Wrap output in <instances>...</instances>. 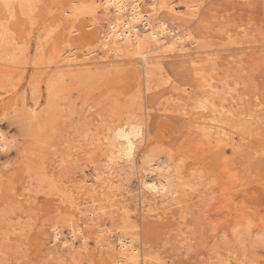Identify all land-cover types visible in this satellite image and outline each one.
I'll return each instance as SVG.
<instances>
[{"label": "rangeland", "instance_id": "rangeland-1", "mask_svg": "<svg viewBox=\"0 0 264 264\" xmlns=\"http://www.w3.org/2000/svg\"><path fill=\"white\" fill-rule=\"evenodd\" d=\"M24 2L0 6V264H123L120 233L140 263L264 264V0H139L182 45L146 60L103 47L101 0Z\"/></svg>", "mask_w": 264, "mask_h": 264}, {"label": "bare ground", "instance_id": "bare-ground-1", "mask_svg": "<svg viewBox=\"0 0 264 264\" xmlns=\"http://www.w3.org/2000/svg\"><path fill=\"white\" fill-rule=\"evenodd\" d=\"M88 1H90V4L88 5V9L92 13L93 12L95 13L98 10L99 5L101 7L104 6L103 10L105 12H108V10L111 7H114V9L117 12H119L125 9L124 4H126L127 2L128 5H131L129 9L130 14L128 16L129 22H126V25L121 26L119 25L120 24L119 20L121 19L116 18V21H113V23H109V29H107V32L103 36V47H105L107 51L112 52L114 55L117 56V55H123L125 53H133L139 56L141 55L143 59L146 60V56H145L146 53L150 51H154L155 49L159 48L161 44H168L169 49H174V48L178 49V47L182 48L181 44L175 43L178 41L174 42V41L165 40V38H167L165 32L171 33L173 29L166 28L163 22H159L157 26L151 24L152 22H150V20H152L153 18L152 15H154V11H153L154 9H152V7L155 8L154 3L150 4L151 6L150 12L146 13V11L145 12L143 11L144 9L142 10V7L139 4V0H101L100 3L99 0H88ZM97 1L99 5H97ZM23 3H25L24 0ZM9 5H10L9 0H0V6H2L4 9L5 7L6 9H9L10 7ZM143 20L145 21L143 27L144 26L146 27L145 28L142 27L141 29L138 30L136 28V24L142 23ZM119 29L123 30V32L120 33L121 38H119L120 34L117 32ZM171 36L174 38V40L180 39L177 32L172 33ZM169 38L172 39L171 37ZM185 38L187 37L185 36ZM73 61H75V59H70L68 63H71ZM144 72L145 75H147L149 73V69L145 68ZM138 135L140 137V129L139 127H137V125L128 128L122 126L117 128L116 138L120 139L118 141V143L120 144L119 152L125 156L127 161H129L130 159L132 160L133 158L134 147L136 143L135 140L138 139L137 138ZM138 167L141 171L138 189L141 193L140 199L142 200V202H144V205L146 206L148 196L149 198L152 196L153 198H159V199H164L168 197L170 193L169 184L171 185V183H169L165 175L161 173L160 170L158 169H154V172L152 174H148L144 170L143 165H139ZM54 236L55 238H57L58 233H55ZM117 236L119 242V249L117 252L116 261L123 264H147V261L145 259H143L141 263L139 262V260L137 261V257H138L136 252L137 248L133 245L134 241L131 236H127V233H120Z\"/></svg>", "mask_w": 264, "mask_h": 264}, {"label": "built area", "instance_id": "built-area-1", "mask_svg": "<svg viewBox=\"0 0 264 264\" xmlns=\"http://www.w3.org/2000/svg\"><path fill=\"white\" fill-rule=\"evenodd\" d=\"M124 6H125V9H123V10H121V11H119V12H117L115 9H114V7H111L109 10H108V17H109V20H108V23H107V29H109V23H113V21H116V18H120L121 20H119V25H121V26H124V25H126V22H129V18H128V16H129V9H130V6L131 5H128V2L126 3V4H124ZM102 9H104V6H102ZM149 19V18H148ZM116 23V22H115ZM118 23V22H117ZM144 23H145V21L143 20V22L142 23H137L136 24V28L139 30V29H141L142 27H143V25H144ZM146 26H144L143 28H145ZM144 30V29H143ZM119 34L121 33V32H123V30H121V29H119L118 31H117ZM140 32V31H139ZM177 32V30H172V32L171 33H176ZM119 38H121V34L119 35Z\"/></svg>", "mask_w": 264, "mask_h": 264}]
</instances>
